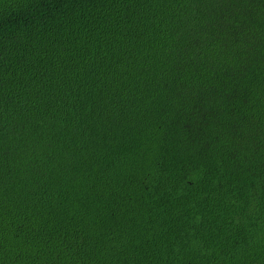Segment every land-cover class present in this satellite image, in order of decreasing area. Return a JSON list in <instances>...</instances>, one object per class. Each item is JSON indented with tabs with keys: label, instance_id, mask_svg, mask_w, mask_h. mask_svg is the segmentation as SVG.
Masks as SVG:
<instances>
[{
	"label": "trees",
	"instance_id": "16d2710c",
	"mask_svg": "<svg viewBox=\"0 0 264 264\" xmlns=\"http://www.w3.org/2000/svg\"><path fill=\"white\" fill-rule=\"evenodd\" d=\"M0 264H264V0H0Z\"/></svg>",
	"mask_w": 264,
	"mask_h": 264
}]
</instances>
